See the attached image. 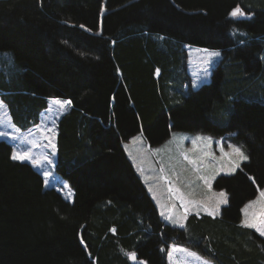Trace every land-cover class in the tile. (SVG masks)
<instances>
[{"label": "trees", "instance_id": "obj_1", "mask_svg": "<svg viewBox=\"0 0 264 264\" xmlns=\"http://www.w3.org/2000/svg\"><path fill=\"white\" fill-rule=\"evenodd\" d=\"M186 44L222 50L196 89L184 87ZM5 50L0 98L20 129L49 98L72 103L56 170L74 196L46 188L0 139V264H169L176 243L216 264H264V237L240 224L264 187V0H0ZM141 130L152 147L184 130L244 148L213 182L229 194L219 216L165 221L123 144Z\"/></svg>", "mask_w": 264, "mask_h": 264}, {"label": "rangeland", "instance_id": "obj_2", "mask_svg": "<svg viewBox=\"0 0 264 264\" xmlns=\"http://www.w3.org/2000/svg\"><path fill=\"white\" fill-rule=\"evenodd\" d=\"M245 15L233 17L242 18ZM185 46L186 71L190 78L184 87L196 89L211 81L213 68L222 57V50L191 44ZM212 52H218L219 55L211 56ZM0 55H9L14 61V56L9 50L0 51ZM66 101L69 99L49 98V106L42 112L39 123L21 130L12 121L7 104L0 98V133H3L0 139H6L12 144L13 153L29 152L31 159L22 161H29L43 174L45 187L54 188L61 192L65 199L73 201V188L56 170L57 124L61 115L72 105L66 104ZM60 104H64V107L61 108ZM230 136L231 134H225L218 137L202 132L176 130L158 146L152 147L148 142L145 143L141 135L127 145L139 175L167 223L186 227V220L190 215H220L222 207L228 203L229 194L223 189L214 188L213 182L220 174L235 173L242 162L246 161L239 160L230 146L240 147L247 155L244 148L233 142ZM52 144H55V149ZM234 161H237L239 166L235 171H230ZM261 191H264V187H259L257 195L242 207V221L245 219V207L252 201L260 200ZM221 192L226 194L225 197L219 196ZM222 199L227 202L220 203ZM260 212H264V203L248 207V218L251 219L254 213ZM169 216L172 219H168ZM167 258L169 264H216L199 251L178 243L171 245Z\"/></svg>", "mask_w": 264, "mask_h": 264}, {"label": "snow or ice", "instance_id": "obj_3", "mask_svg": "<svg viewBox=\"0 0 264 264\" xmlns=\"http://www.w3.org/2000/svg\"><path fill=\"white\" fill-rule=\"evenodd\" d=\"M232 16H241V15H245V13L242 11V9H240L239 7L235 8L232 13ZM83 27V26H81ZM219 53L218 52H212L211 56H218ZM159 72V70H157V73ZM59 103V102H58ZM66 104H71V101H66ZM60 107L63 108L64 104H60ZM3 133H0V135H2ZM209 140H211V138H208ZM193 143H195V141H193ZM53 149H55V144L51 145ZM233 148V152L239 157V160H247L248 156L243 152V150L240 147H235V146H230ZM221 151H223V148H221ZM12 159L14 160H24V159H31V155L29 152H15L12 155ZM34 163H38L36 161H34ZM239 166V163L237 161L233 162V167L230 169V171H235L236 167ZM47 175V174H46ZM225 193L221 192L219 193L220 197H225ZM260 200L257 201H252L250 202L249 206H246L244 209L245 212V219L242 221V224L246 227L249 228H254L256 229L257 232H259V234L261 236H264V212H260V213H254L252 218L249 219L248 218V207H251L252 205H255L257 203H264V191L260 192ZM226 199H222L220 201V203H226ZM168 219H172L171 216L168 217ZM174 223H178L179 221H173ZM132 257L135 258V254H132Z\"/></svg>", "mask_w": 264, "mask_h": 264}, {"label": "crops", "instance_id": "obj_4", "mask_svg": "<svg viewBox=\"0 0 264 264\" xmlns=\"http://www.w3.org/2000/svg\"><path fill=\"white\" fill-rule=\"evenodd\" d=\"M72 106V105H71ZM138 135H141V138H142V140H144L145 141V143H147L148 141H147V139H146V137H145V135H144V133H143V131L141 130L139 133H137V134H135L133 137H131L129 140H127V141H125L123 144H124V147H125V150H126V152H127V154H128V156H129V158L131 159V161L133 162V164H134V160L132 159V157L130 156V154H129V150H128V148H127V145H130L135 139H137V136ZM149 144V143H148ZM135 166V165H134ZM135 168H136V166H135ZM136 170H137V168H136ZM137 172H138V170H137ZM149 190V189H148ZM149 193H150V191H149ZM156 203V202H155ZM158 207V206H157ZM160 211V210H159ZM165 219V218H164Z\"/></svg>", "mask_w": 264, "mask_h": 264}]
</instances>
